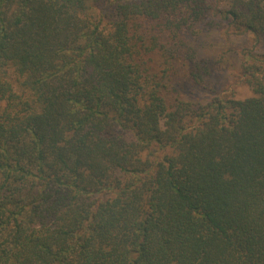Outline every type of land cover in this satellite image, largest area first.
Segmentation results:
<instances>
[{
  "label": "trees",
  "instance_id": "obj_1",
  "mask_svg": "<svg viewBox=\"0 0 264 264\" xmlns=\"http://www.w3.org/2000/svg\"><path fill=\"white\" fill-rule=\"evenodd\" d=\"M235 34L264 0H0V264H264V53L201 51Z\"/></svg>",
  "mask_w": 264,
  "mask_h": 264
},
{
  "label": "rangeland",
  "instance_id": "obj_2",
  "mask_svg": "<svg viewBox=\"0 0 264 264\" xmlns=\"http://www.w3.org/2000/svg\"><path fill=\"white\" fill-rule=\"evenodd\" d=\"M247 39V40H246ZM250 35L245 37L244 35L235 34L234 38L231 41H222L219 38H209L203 45L202 53L208 54L211 56H216L219 54H225L224 58H227V62L231 63V67L239 64L240 57L245 53L247 48L258 51L259 53H264V39H261L260 42L255 44ZM229 67L228 69H230ZM230 69L227 73H230ZM229 83L233 85V88L239 98L247 96L250 94V90L245 86L236 83L235 78L229 77ZM207 95L204 93L202 96ZM209 95V94H208Z\"/></svg>",
  "mask_w": 264,
  "mask_h": 264
}]
</instances>
